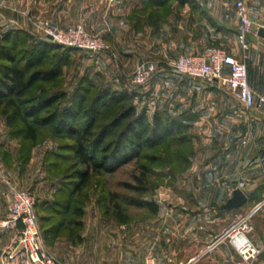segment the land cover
<instances>
[{
	"label": "rangeland",
	"instance_id": "374dc122",
	"mask_svg": "<svg viewBox=\"0 0 264 264\" xmlns=\"http://www.w3.org/2000/svg\"><path fill=\"white\" fill-rule=\"evenodd\" d=\"M1 1L6 4V7L0 8V12L3 13V9L10 8L12 0ZM236 1L198 0L199 9H191L188 5L179 6L176 2H172L169 11H164L163 15L160 13L158 27L152 25L151 21L159 13L150 12L151 7L146 8L145 22L140 27V29L144 27L146 32L143 54L139 59L131 60L124 69L119 66L122 57L116 48L117 42L120 44L119 37L115 40L116 43H113L109 39L111 36L109 29H106V33H92L85 28L82 22L70 24H81L89 35L103 39L109 46V51L95 55L77 49L68 51V61L62 69V86L66 92L70 93L77 85L79 77L86 74L85 76H89L93 82L99 84V87L91 91L93 96L97 93V89L109 84L108 80H110L106 77V73H103L104 71L95 73L93 67L96 61H103L104 64L111 61L122 70L120 74L125 78L123 86L115 84L111 86L116 89H127L135 95L133 103L137 111L145 109L149 122L154 112H159L165 119L182 112L190 116L191 123L186 131L185 142L172 140L156 148L142 150L139 158L130 160L111 173L103 170L91 172L84 185L75 189L72 181L63 177L64 173L83 166L76 163L71 151L60 148V144L70 143V140L60 139L50 130L44 129L38 142L30 150H26L29 145L8 135L4 120L0 116V150H17V155L21 160L26 155H32L31 151L35 150L39 158H42L40 166L43 173L40 170L38 179H33V184L38 182L42 184L37 187L35 185L20 187L30 191L34 196L42 242L50 254L62 264H133L131 260L126 261L120 258L122 250L130 248L133 253L137 250L140 252L143 246L146 248L153 242L158 243L157 236L163 234L167 228L165 218H168L169 211L177 206L176 209L184 206V204L175 203L174 196L182 195L185 191L183 185L174 186L176 181L200 178L201 167L206 160L216 153L217 149H221L231 141L230 138L223 137L221 134L222 120L227 116L231 117L234 111L246 117L248 111L239 105L219 82H199L189 79L174 73L175 71L172 72V66L180 55H207L213 47L238 52L236 34L234 35L232 30H223L222 33L217 34L216 28L219 30L220 27H217L215 23L217 19H214L215 14L219 21L235 28L238 25V17L235 13ZM243 1L254 24L256 26L264 24V0ZM140 4L139 1V7ZM135 10L136 8L133 12ZM133 12L129 16L131 23ZM36 18L50 19L46 17L29 19ZM206 20L208 21L207 28H205ZM176 25L182 27L179 28L180 33L169 35L171 29L177 27ZM11 26L16 27L14 24L5 22L4 26L0 25V29ZM157 30L160 35L154 36L153 32ZM188 31L191 32L193 39L197 36L199 40L202 34L203 42L196 43L194 40L190 42L187 39ZM251 35L255 36V33ZM195 46L202 50L195 51L193 48ZM64 49L60 48L57 52L61 54ZM147 61L154 62L157 71L146 84L133 85L131 88L130 76L134 69ZM161 70H167L166 73L170 75H164L165 71L160 75ZM191 93L193 101L188 106L184 104L185 95L189 96ZM171 95H179L176 104L170 105L168 100ZM65 105L62 101L57 103L60 109ZM109 109V106H105L102 111L106 113ZM244 125L247 126L246 123ZM47 151L56 152L59 155H48L44 159ZM5 160H7L6 157ZM50 162L54 165H48ZM10 166L13 167L11 163ZM2 172L8 177L5 169ZM142 172H145L144 191L128 188L126 184L142 185L137 181ZM131 196L153 201L158 207L157 211L130 204L128 198ZM53 200H58L60 205L66 204L68 209L64 210L60 207V211L51 212V209L47 207ZM42 215L46 216L43 220ZM3 218H5V212L2 210L0 211V222ZM58 223L60 226L54 233H44V229L50 226L54 227V230ZM19 246V234L15 230L0 228V264H24ZM10 255L15 257L11 259Z\"/></svg>",
	"mask_w": 264,
	"mask_h": 264
},
{
	"label": "crops",
	"instance_id": "0c3cea01",
	"mask_svg": "<svg viewBox=\"0 0 264 264\" xmlns=\"http://www.w3.org/2000/svg\"><path fill=\"white\" fill-rule=\"evenodd\" d=\"M139 1L12 0L10 8L3 9V15L8 19H13L19 28L30 33L34 28L29 18L34 17L50 18L61 27L82 22L85 28L92 33H106V29H109L111 42L116 43L115 40L118 37L120 39V44L117 42L116 48L122 57V61H118L119 66L124 69L131 60L140 58L146 43L145 28L135 27L134 29L129 21L133 10L139 7ZM214 16V19H217L215 21L217 27H220V31L216 28L217 34L222 33L223 30H232L234 35L237 34V26L235 28L228 26L227 23L219 21L217 15L214 14ZM207 23L206 20L205 28H207ZM4 24L5 22L1 20L0 25L4 26ZM179 28L182 27L177 26L171 29L169 35L180 33ZM159 30L153 32L154 36L160 35ZM187 36L190 42L193 40L196 43L203 42L202 34L199 40L197 36L193 39L189 31ZM248 43L249 53L246 60L248 84L256 96H264V40L260 36L249 35ZM193 48L195 51L202 50L196 46ZM117 67L111 61L106 64L103 61H96L93 69L95 73L104 71L103 73H106V77L110 79L108 80L110 85L123 86L125 78L120 74L122 70ZM163 71H165L164 75L169 74L166 73L167 70ZM163 71L159 72L160 75ZM178 98L179 95H171L168 100L170 105L176 104ZM192 101V93L189 96L186 94L184 104L189 106ZM247 111L246 117L234 111L231 117L227 116L222 120L221 134L223 137L230 138L231 141L225 145L227 148L224 146L217 149L216 153L206 160L201 167L200 178L176 181L174 186L183 185L185 191L182 195L175 193V203H181L184 206L176 209L177 206L169 211L168 218H165L167 228L163 234L157 236L158 243L153 242L146 248L143 246L140 252L137 250L134 253L132 249L125 248L120 254L122 260H131L133 264H144L146 258L153 256L158 264H178L179 262L184 264H255L264 262V103H256ZM245 123L247 126L244 125ZM35 153V150H32V155L22 162L17 155V150H0V166L3 170L1 167L0 169L2 171L5 169L12 185L21 188L22 185L37 187L42 184L39 182L33 184V179H38L42 162L39 154L36 153V156ZM235 188H240L244 192L245 203L237 209H222V204L231 197ZM10 199L8 186L0 180V211L5 212V217L7 203ZM253 208L256 209L250 218L252 230L245 233V236L252 247L258 250V253L254 258L246 259L231 241L230 225Z\"/></svg>",
	"mask_w": 264,
	"mask_h": 264
},
{
	"label": "trees",
	"instance_id": "16d2710c",
	"mask_svg": "<svg viewBox=\"0 0 264 264\" xmlns=\"http://www.w3.org/2000/svg\"><path fill=\"white\" fill-rule=\"evenodd\" d=\"M140 2L132 18L133 26L138 28L145 22L146 8L151 7L150 12L159 13L151 21L155 27L159 26L160 13L163 15L164 11H169L172 2L199 9L198 0ZM60 48H65L61 54L57 52ZM71 49L75 48L39 39L23 28L0 29V116L8 135L28 144L26 150L38 142L44 129L60 139L70 140V143L60 144V148L71 151L76 163L83 166L64 173L63 177L72 181L73 188L84 185L93 171L111 173L130 160L139 158L142 150L153 149L172 140L186 141L191 118L185 112L166 119L159 112H154L149 122L145 109L137 111L133 103L135 95L127 89H116L107 84L92 96L91 91L99 84L86 74L79 77L70 93L66 92L62 86V69L67 64ZM59 101L66 104L61 109L57 107ZM105 106L110 108L106 113L102 111ZM48 155L59 154L47 151L44 159ZM28 157L26 155L22 162ZM144 179L145 172H142L137 178L142 185L126 186L144 191ZM128 201L152 211L158 209L151 200L131 196ZM60 207L68 209L58 200H53L47 208L56 213ZM45 217L42 215L41 219ZM56 225L54 230L52 226L44 229V233H54L60 223Z\"/></svg>",
	"mask_w": 264,
	"mask_h": 264
},
{
	"label": "built area",
	"instance_id": "2783aa9c",
	"mask_svg": "<svg viewBox=\"0 0 264 264\" xmlns=\"http://www.w3.org/2000/svg\"><path fill=\"white\" fill-rule=\"evenodd\" d=\"M6 7L0 0V8ZM235 13L238 17L237 53L224 48L213 47L207 55L184 54L180 55L173 64V71L197 81L219 82L225 90L246 110L253 108L256 103H264V96H256L250 88L247 80L246 60L248 58L249 44L247 38L252 33L257 35L259 27L250 18L248 8L243 0L235 3ZM0 19L14 24L17 22L6 18L0 12ZM33 25L35 37L47 40L64 47H71L95 55L109 51V46L99 37L89 35L81 24L60 27L54 21L45 18L29 19ZM264 40V37H261ZM156 65L152 61L139 64L130 76V83L134 86L146 84L155 74ZM0 180L4 182L10 191L11 199L7 203V215L0 222V228L15 230L19 234V247L24 264H62L45 248L38 218L35 212V198L26 189L18 188L10 183V180L0 169ZM256 208L251 209L245 215L240 216L230 225L231 241L237 251L244 258H254L258 250L253 248L245 233L252 230L250 218ZM11 259L15 256L10 255ZM144 264H158L155 257L146 258ZM178 264H184L179 262ZM255 264H264L256 262Z\"/></svg>",
	"mask_w": 264,
	"mask_h": 264
},
{
	"label": "water",
	"instance_id": "95a60500",
	"mask_svg": "<svg viewBox=\"0 0 264 264\" xmlns=\"http://www.w3.org/2000/svg\"><path fill=\"white\" fill-rule=\"evenodd\" d=\"M257 35L264 37V27L258 28ZM245 201L246 195L244 192L240 188H235L232 191L231 197L228 198L224 204H222L221 208L226 210L237 209L243 205Z\"/></svg>",
	"mask_w": 264,
	"mask_h": 264
}]
</instances>
